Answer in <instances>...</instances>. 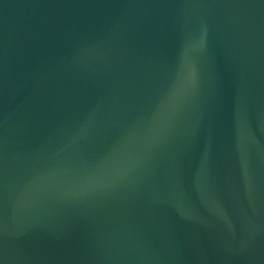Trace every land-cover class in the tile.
Here are the masks:
<instances>
[{
	"label": "water",
	"instance_id": "1",
	"mask_svg": "<svg viewBox=\"0 0 264 264\" xmlns=\"http://www.w3.org/2000/svg\"><path fill=\"white\" fill-rule=\"evenodd\" d=\"M0 264H264V0H0Z\"/></svg>",
	"mask_w": 264,
	"mask_h": 264
}]
</instances>
